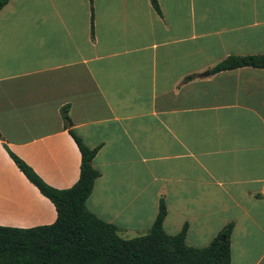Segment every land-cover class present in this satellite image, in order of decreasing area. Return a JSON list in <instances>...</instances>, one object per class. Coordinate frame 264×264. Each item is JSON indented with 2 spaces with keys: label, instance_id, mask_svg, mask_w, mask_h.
<instances>
[{
  "label": "crops",
  "instance_id": "obj_1",
  "mask_svg": "<svg viewBox=\"0 0 264 264\" xmlns=\"http://www.w3.org/2000/svg\"><path fill=\"white\" fill-rule=\"evenodd\" d=\"M8 0L0 8V225L55 210L78 177L73 133L98 172L87 211L128 239L162 230L201 248L231 224L229 264H264V0ZM208 73L204 75L203 73ZM66 109L70 124L61 117Z\"/></svg>",
  "mask_w": 264,
  "mask_h": 264
},
{
  "label": "trees",
  "instance_id": "obj_2",
  "mask_svg": "<svg viewBox=\"0 0 264 264\" xmlns=\"http://www.w3.org/2000/svg\"><path fill=\"white\" fill-rule=\"evenodd\" d=\"M7 1L0 0V8ZM88 2L91 4V0ZM149 3L158 13L157 1ZM238 67L264 69V54L229 55L209 71ZM61 117L70 124L65 108L61 109ZM68 133L79 152L78 177L68 188L47 185L29 165L7 150L18 170L51 202L55 219L28 228L0 225V264H229L231 224H226L207 245L193 248L184 243L185 224L173 235L163 232L162 200L147 232L128 239L119 237L113 224L87 211L84 201L98 175L91 165L96 148L86 147L71 129ZM220 236L223 240L218 239Z\"/></svg>",
  "mask_w": 264,
  "mask_h": 264
},
{
  "label": "water",
  "instance_id": "obj_3",
  "mask_svg": "<svg viewBox=\"0 0 264 264\" xmlns=\"http://www.w3.org/2000/svg\"><path fill=\"white\" fill-rule=\"evenodd\" d=\"M207 73H208V72H207V71H205L203 74H204V75H206ZM218 239H219V240H223V237H222V236H220V237H218Z\"/></svg>",
  "mask_w": 264,
  "mask_h": 264
}]
</instances>
